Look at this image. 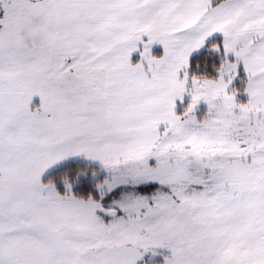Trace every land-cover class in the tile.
<instances>
[{
  "label": "snow or ice",
  "instance_id": "obj_1",
  "mask_svg": "<svg viewBox=\"0 0 264 264\" xmlns=\"http://www.w3.org/2000/svg\"><path fill=\"white\" fill-rule=\"evenodd\" d=\"M0 264H264V0H0Z\"/></svg>",
  "mask_w": 264,
  "mask_h": 264
}]
</instances>
